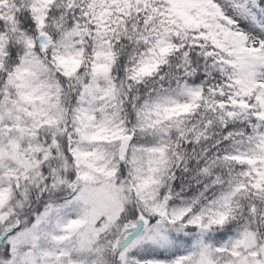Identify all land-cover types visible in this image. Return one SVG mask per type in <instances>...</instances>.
<instances>
[{
  "label": "snow or ice",
  "instance_id": "obj_1",
  "mask_svg": "<svg viewBox=\"0 0 264 264\" xmlns=\"http://www.w3.org/2000/svg\"><path fill=\"white\" fill-rule=\"evenodd\" d=\"M0 264H264V0H0Z\"/></svg>",
  "mask_w": 264,
  "mask_h": 264
}]
</instances>
